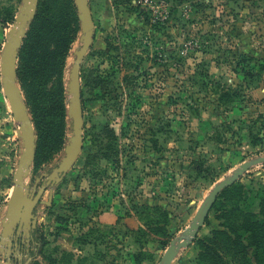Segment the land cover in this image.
<instances>
[{
    "label": "rangeland",
    "instance_id": "1",
    "mask_svg": "<svg viewBox=\"0 0 264 264\" xmlns=\"http://www.w3.org/2000/svg\"><path fill=\"white\" fill-rule=\"evenodd\" d=\"M88 2L95 34L81 65L83 149L35 207L45 243L29 264H157L212 185L264 153V0ZM22 4L0 0V59ZM71 4L40 0L17 57L16 90L41 140L25 178L30 190L60 163L72 135L68 81L81 30ZM201 41L211 47L199 48ZM193 74L239 96L219 103L207 85L190 81ZM18 128L0 71V231L23 149ZM239 190L238 205L257 213L264 164L219 194L172 264H213L199 244L224 228L223 211Z\"/></svg>",
    "mask_w": 264,
    "mask_h": 264
},
{
    "label": "water",
    "instance_id": "2",
    "mask_svg": "<svg viewBox=\"0 0 264 264\" xmlns=\"http://www.w3.org/2000/svg\"><path fill=\"white\" fill-rule=\"evenodd\" d=\"M38 3L39 0H23L12 26L6 31V41L0 59L3 92L8 100L12 116L19 124L17 133L23 142V149L13 175L14 184L7 202V211L1 222L0 259L3 255L4 264H12V257L23 261V264H29L31 258L25 259L26 256L17 250L18 243L13 241L12 236L16 229H18V232L23 230L27 237L30 236V229H34L37 225L34 215L35 207L41 202L42 195L47 187L60 182L63 176L72 168L82 152L84 143L81 65L92 46L95 33L88 0H74L80 22L81 34L79 39L81 46L75 51V60L70 69L68 81V115L72 120V135L68 144L65 145V156L60 163L50 173H42L37 177L32 190L25 184L29 168L35 160L37 140L32 120L16 90L17 57L27 29L36 15ZM262 164H264V153L243 161L228 174L218 179L209 189L187 227L169 241L157 264H172L180 251L189 247L196 239L218 195L227 187L232 186L250 168ZM42 179L44 183L36 188L37 183ZM51 202L52 196L50 195L47 204L50 205Z\"/></svg>",
    "mask_w": 264,
    "mask_h": 264
},
{
    "label": "trees",
    "instance_id": "3",
    "mask_svg": "<svg viewBox=\"0 0 264 264\" xmlns=\"http://www.w3.org/2000/svg\"><path fill=\"white\" fill-rule=\"evenodd\" d=\"M71 3L72 4L69 6V8L73 12V20L78 22L79 19L77 16V9L74 4V0H71ZM194 3L198 5V7L202 6L199 1H194ZM37 10H39V3ZM38 17L39 14L36 11V15L30 24H33L38 19ZM199 46V48L204 50L211 47V45L204 43V41H201ZM190 81L193 83H198L199 79L195 74H193ZM199 82L202 85H207V87L210 84V82L207 80ZM208 88L209 94L217 95V100L219 103H229L232 101V98L239 96L238 90L232 87H224L220 91H216V89H214L212 86ZM81 94L83 104L82 90ZM40 149L41 140L38 139V141H36L35 158L38 156ZM233 185L227 187L226 189L233 187ZM242 193L243 191L239 190L237 195L239 197L236 199L235 205L233 204L231 207L224 209L222 215V218L224 219V224L222 226L224 228L214 231L210 237H207L204 242L199 244V248L202 250L201 257L208 258L213 264H264V201L260 203L259 211L254 213L249 209L248 206H246L248 208H242L241 205H238V201L242 200V197H240ZM216 201L213 204L212 209L215 208ZM138 212L141 218L150 217L148 207H143L140 205L138 207ZM160 230L164 229L157 226L154 227V231L160 232ZM44 243L45 237L39 228L36 227L31 232L30 247L33 249H29L25 259L37 257L42 252ZM224 257L229 258L230 263L225 262ZM11 259L12 261L16 262V264H23V261H19L15 257H12Z\"/></svg>",
    "mask_w": 264,
    "mask_h": 264
},
{
    "label": "flooded vegetation",
    "instance_id": "4",
    "mask_svg": "<svg viewBox=\"0 0 264 264\" xmlns=\"http://www.w3.org/2000/svg\"><path fill=\"white\" fill-rule=\"evenodd\" d=\"M42 185V184H41ZM34 215H35V210H34ZM36 217V216H35ZM37 227V225H36ZM35 227V228H36ZM34 228V229H35ZM34 229H30V236L27 237L23 230L19 231L18 232V229H16V232L14 233V235L12 236L13 238V241L18 243V247H17V250L22 253L24 256L27 255V253L29 252V249H30V240H31V232L34 230Z\"/></svg>",
    "mask_w": 264,
    "mask_h": 264
}]
</instances>
